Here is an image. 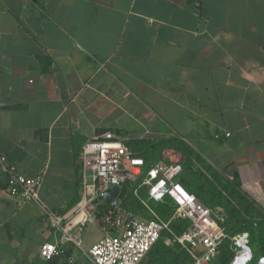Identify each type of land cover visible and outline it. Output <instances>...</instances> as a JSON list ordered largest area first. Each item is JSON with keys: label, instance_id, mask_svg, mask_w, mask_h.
Returning a JSON list of instances; mask_svg holds the SVG:
<instances>
[{"label": "crops", "instance_id": "crops-1", "mask_svg": "<svg viewBox=\"0 0 264 264\" xmlns=\"http://www.w3.org/2000/svg\"><path fill=\"white\" fill-rule=\"evenodd\" d=\"M105 131L185 141L264 214V0H0V157L42 176L22 202L0 164V264H92L96 222L59 257L39 248L60 236L46 212L80 199L81 145Z\"/></svg>", "mask_w": 264, "mask_h": 264}, {"label": "built area", "instance_id": "built-area-1", "mask_svg": "<svg viewBox=\"0 0 264 264\" xmlns=\"http://www.w3.org/2000/svg\"><path fill=\"white\" fill-rule=\"evenodd\" d=\"M77 159L82 173L80 199L67 216L46 212L51 226L60 231V236L56 242L41 244L39 256L42 259L61 256V244L65 242L80 246L85 225L91 222H96L102 231L101 236L86 250L92 264H139L159 239H163L168 246L178 243L190 255L191 264H208L215 259L226 237L219 224L223 218L182 187L177 180L181 171L179 164L157 161L139 180L144 160L135 156L111 131L85 140ZM0 164L8 175L9 194L22 202L37 203L42 176H25L13 165L7 164L4 157H0ZM126 181L131 182L130 190L136 197H139L140 186L146 187L148 200L162 201L164 196H168L174 203L171 217L168 220L156 216L142 219L120 205L119 192L111 200L104 201L105 192L114 187L119 190ZM140 200L148 208L146 202ZM178 219L187 220L188 225L180 235H174L168 224ZM72 229L74 233H71ZM165 230L169 231V236L163 234ZM246 243V233L232 237L234 256L230 264H246L251 259ZM257 264H264V257Z\"/></svg>", "mask_w": 264, "mask_h": 264}, {"label": "trees", "instance_id": "trees-1", "mask_svg": "<svg viewBox=\"0 0 264 264\" xmlns=\"http://www.w3.org/2000/svg\"><path fill=\"white\" fill-rule=\"evenodd\" d=\"M124 144L135 156L144 160V171L160 159L162 149L173 148L184 157L185 164L177 177L178 182L202 204L214 212L220 211L223 216V221L219 224L223 227L226 237L219 246L217 258L215 257L219 261L218 264H230L234 256L232 237L243 230L248 232V248L252 253L246 264H257L258 260L264 257V214L242 192L236 182V175L231 180L227 179L206 163L189 144L175 137L129 139L125 140ZM130 189L129 181L120 186V205L126 210L147 216V211ZM151 202V207L158 216L168 220L174 210L172 200L164 196L162 201ZM187 225V220L178 219L170 221L168 228L174 235H180ZM163 234L169 236L170 233L165 230ZM179 247L178 243H175L173 248L168 247L159 239L149 250L150 262L146 264H191L190 255Z\"/></svg>", "mask_w": 264, "mask_h": 264}, {"label": "rangeland", "instance_id": "rangeland-1", "mask_svg": "<svg viewBox=\"0 0 264 264\" xmlns=\"http://www.w3.org/2000/svg\"><path fill=\"white\" fill-rule=\"evenodd\" d=\"M162 152H163V149L162 150H160V155L162 156V158H164L166 161H168V162H180L182 165H184L185 164V159H184V157L181 155V156H177V155H174V154H162ZM172 159V160H171ZM144 173H145V171L143 170V171H141V173L138 175V177H139V180L140 179H142L143 177L142 176H144ZM138 194L141 196V198H143V199H145L146 201H147V203L151 206L152 205V202H151V200H148L147 199V197H146V187L145 186H140L139 188H138ZM96 235H98V233L96 234ZM98 239V238H97ZM96 239V240H97ZM95 240V241H96ZM217 258V257H216ZM213 259L212 260V262L210 263V264H218L219 263V261L217 260V259Z\"/></svg>", "mask_w": 264, "mask_h": 264}, {"label": "water", "instance_id": "water-1", "mask_svg": "<svg viewBox=\"0 0 264 264\" xmlns=\"http://www.w3.org/2000/svg\"><path fill=\"white\" fill-rule=\"evenodd\" d=\"M117 193H118V187H114L111 190L105 192L103 195L104 201L107 202V201L111 200L112 198H114L117 195ZM218 214H220V211L218 212Z\"/></svg>", "mask_w": 264, "mask_h": 264}]
</instances>
